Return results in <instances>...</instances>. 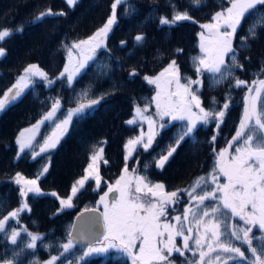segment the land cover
Returning a JSON list of instances; mask_svg holds the SVG:
<instances>
[{
  "label": "trees",
  "instance_id": "16d2710c",
  "mask_svg": "<svg viewBox=\"0 0 264 264\" xmlns=\"http://www.w3.org/2000/svg\"><path fill=\"white\" fill-rule=\"evenodd\" d=\"M113 2L78 0L75 6L70 7L64 0H0V29L23 28V31H13L12 35L0 43V47L5 50V55L0 59V97L31 64L37 65L50 79L56 81L51 86L43 82L35 83L18 100L0 111V220L20 208L23 201L28 205L16 219L8 218L0 231V264L6 261L11 264H44L53 256L59 257L56 264H129L125 257L114 250L103 255L84 257L83 260L79 259L83 247H76L73 252L63 250L62 245L69 240L75 216L95 208L100 190H93V182L88 183L73 198L72 208L61 210L59 199L51 193L56 192L59 198H66L70 194L73 183L84 174L94 151L93 146L97 149L102 147L103 158L108 161L107 164L102 161L99 167L102 183H112L121 176L126 163L125 145L129 139L139 135V130L129 126L127 121L137 107L152 108L155 90L144 77L158 75L172 60H176L181 78L188 76L197 79L193 58L203 56L198 34L204 32V29L200 25L210 23L212 16L227 8L229 2L201 0L197 5L192 0H125L117 8V22L108 34L106 48L97 53L71 85L65 79H57L68 52L64 46L87 39L103 27L111 14ZM49 8L53 12H64L65 15H50L33 22L40 12ZM174 11H187L192 19L177 22L171 27L161 26L160 18L171 19ZM261 17H264L262 7L250 12L233 41L243 69L231 71L235 77L246 81V85L235 87L234 79L229 78L210 89L211 74L205 71L199 77L203 85L199 87L198 95L206 110L213 97L218 103L211 107L217 110H221L224 103L229 104L218 133L215 121L207 125L199 124L193 134L196 142L186 138L164 168L159 169L156 160L161 154H167L169 146L175 145L185 125L173 122L157 135L151 148L147 151L140 148L127 160L128 170L135 169L137 175L145 177L150 183L163 184L166 192L187 190L181 192L184 200L188 198L187 192L192 190L199 177L207 180V186L202 184L201 188L215 187L210 174L216 153L228 146L238 130L246 104L245 97L249 95L248 89L260 88L259 81L264 80V28L260 26ZM252 25L257 26V38L248 40L250 47L240 48L239 38ZM137 35H142L144 40L138 43L135 40ZM121 41L125 43L122 45ZM178 49H182V52H178ZM225 62L229 63L228 57H225ZM133 70L137 75L130 76ZM196 86L193 85V88ZM85 91L91 99H99L101 96L103 99L88 110L83 118H72L68 132L55 148L38 157H33L34 150L20 152L16 141L21 130L41 120L51 110L56 99L61 102L57 111L58 118L64 119L69 109L77 107L78 103L89 102L87 98L80 99ZM251 95L255 96V91ZM262 108L264 88L257 100L258 111ZM213 135L217 136L215 142L211 141ZM43 138L41 136L39 141ZM236 146L238 144L234 143L233 149ZM44 166L48 167V171L41 174ZM16 173L27 179H36L43 194L31 193L23 199L15 183ZM213 203L205 201L208 206ZM194 208L196 211V205ZM232 225L248 226L232 218L229 213L222 227L227 233L222 239L240 247L245 252V258L237 256L229 260L228 264H252L255 257L249 245L243 239L237 240L231 235ZM14 231L19 233L15 243L12 240ZM31 235L39 236V239L35 247L30 248ZM249 237L252 240L251 247L256 248L259 255L264 250V232L252 226ZM204 250L207 251V248ZM218 253L219 250L209 253L205 257V264L209 260L215 264ZM229 255L232 254H221V260ZM183 258L179 255L177 258L176 255L172 257L177 264Z\"/></svg>",
  "mask_w": 264,
  "mask_h": 264
},
{
  "label": "snow or ice",
  "instance_id": "6c2138e0",
  "mask_svg": "<svg viewBox=\"0 0 264 264\" xmlns=\"http://www.w3.org/2000/svg\"><path fill=\"white\" fill-rule=\"evenodd\" d=\"M125 0H114L111 4V14L103 27L99 28L95 33L87 39L73 42V44L65 45L69 53L71 62L72 51L79 50V55L83 59L79 60L73 67L65 66L63 72L60 73L57 79L64 78L66 75L67 82L71 85L74 77L81 69L85 67L87 61L92 60L96 50L106 48V40L112 26L117 22V8L123 4ZM230 6L222 11L216 12L212 16V22L201 24L202 29L207 30V37L204 32L199 33L200 51L203 56L193 58L197 79L184 76L186 83L181 84L180 68L176 60H172L169 65L163 69L156 77L145 76L144 79L149 84H155L158 91L153 98L156 101V115L163 120L165 116L171 117L173 121H186L182 134L177 137L175 145L169 146L167 154H161L156 160V167L163 169L169 158L173 156L181 142L186 138H192L195 143L194 130L198 124L207 125L212 121L216 122L217 133L220 124L224 122L226 112L229 109V104L224 103L221 110H217L211 105L217 102L215 97L210 101V107L206 110L202 106V101L198 92L200 88H193L192 85H203V81L199 78L205 71L211 74L209 77V88L219 86L226 79H234L235 87H241L247 84L246 81L235 77L232 69H243V65L238 60V49L233 47V41L237 37L238 30L242 27V22L246 16L255 11L258 7L264 8V0H228ZM78 0H66V4L70 7L75 6ZM192 3L199 5L201 0H192ZM50 15H65L64 12H53L51 8L40 12L34 21L42 20ZM187 11H174L171 19L161 17L159 23L161 26H169L180 21L191 20ZM260 26L264 28V17L260 19ZM13 31H23V28L17 29H0V42L12 35ZM258 36L257 26L249 27L244 36L239 38V47H250L247 43L249 39H256ZM135 40L139 43L144 40L142 35H137ZM125 42L121 41L123 45ZM182 52V49H178ZM5 55L4 48L0 47V57ZM225 57L229 58V63L225 62ZM264 71V69H262ZM137 75L133 70L130 76ZM40 77L43 81L51 86L56 81L50 79L46 72L41 70L37 65L31 64L24 69V74L10 88H8L3 96L0 97V111L12 102L16 101L30 84L33 77ZM255 83V82H254ZM260 88H249V95L245 97V108L243 117L240 121L239 128L232 140L228 142V146L216 153V161L213 166V171L210 174L212 183L215 187L210 189L201 188L203 184L207 186L205 177H199L191 191L188 192L190 201L196 202V211L192 207H186L182 217L176 216L173 219L175 224L161 222V218L167 214L169 204L179 201V193L187 190H176L165 192L163 184H151L146 182L143 176L135 177V187L133 188L132 180L127 178L128 173L127 160L134 151V146L142 145L147 151L152 147L156 133L152 130V125L155 123L150 116H144L143 113L147 108H136V113L144 120L148 121L149 134L147 139H144V133L129 139L125 148L128 150L125 156V167L123 173L118 180L116 186L108 185V191L100 197L99 204L104 206L103 212L95 218V231L97 233L92 239L87 240V251L79 258L83 260L92 254L106 253L109 249H117L127 254L132 264H172L169 257L175 252L183 256V249H189L190 236L185 235V230L188 233L193 232V227L189 226L185 229L184 222L195 224L197 235L195 237V245L200 251L199 264H205V257L209 253H219L215 256V264H228L229 260L235 259L237 256L245 258V252L240 247L233 245L230 241L222 239L227 233L222 230L224 226V218L230 216L232 218L239 217L246 225L257 226L264 230V108L258 111L257 100L261 89L264 88V80L259 81ZM175 86V91H171L172 86ZM255 91L256 95L251 93ZM175 97V99L173 98ZM88 99V103H78L77 107L69 109L67 115L59 123L55 124V130L52 135L44 140L40 145L39 152L34 153L39 156L41 153H46L49 149L55 148L60 142L61 136L68 132V128L72 123L74 116L83 118L87 111L95 107L103 99H91L88 97L87 91L81 94L80 99ZM61 107L59 99L54 100L51 110L43 116L31 128L24 129L19 133V138L16 143L19 145L20 152H24L26 148H32V141L35 140V133L39 130L41 124L52 120L56 116L57 111ZM198 109V112L193 109ZM128 124H135L136 118L127 121ZM165 125L161 124L163 128ZM247 130V131H246ZM259 133V134H257ZM26 134H28L26 136ZM217 136L213 135L211 141L215 142ZM237 143L234 155H229V149L233 147V143ZM93 154L90 157V163L84 170L82 178L76 180L71 186L70 194L66 198H59L56 192L51 195L59 199L61 210L74 207L73 198L77 197L85 189V185L90 180H95L96 189L101 185L102 177L99 172V162L103 161L107 164L108 161L103 158V148L93 146ZM215 152V149H214ZM48 167L44 166L42 173H47ZM135 171V169H133ZM218 176L226 179L225 183L218 181ZM15 182L22 184L20 190L22 197L28 193L41 195L40 188L37 186V180L25 179L20 173H16ZM200 189L197 192V189ZM147 190L144 196L139 195L144 190ZM109 193H116L112 197L111 203L106 202ZM150 194V197H149ZM152 198H156L155 200ZM205 201L215 202L211 206L205 205ZM204 205L203 208L200 206ZM28 207L27 203H22L21 207L9 213V216L16 217L20 211ZM227 210V211H225ZM93 211H97L94 209ZM191 215L192 220L189 221ZM9 217L0 220V230H3L5 222ZM207 218V219H205ZM200 227H203V233L199 232ZM252 232V227H239L238 225L231 226V235L237 240L243 239L250 247V250L255 257L252 264H264V250L257 255L256 248L251 247L252 240L249 233ZM241 233L243 234L241 237ZM18 233H12L13 243L16 241ZM166 235V239H165ZM176 237H183L182 247L177 246ZM39 239L37 236H32L33 243L28 247H35V241ZM78 239H87L81 236ZM99 244V246H96ZM73 246V240L69 239L63 244L64 252L69 251ZM205 246L207 251L204 250ZM232 254L221 260V254ZM58 260L57 256L51 257L46 264H55ZM5 264H11L6 261ZM71 264V262H70ZM195 264V262H193ZM208 264H214L212 260Z\"/></svg>",
  "mask_w": 264,
  "mask_h": 264
},
{
  "label": "rangeland",
  "instance_id": "374dc122",
  "mask_svg": "<svg viewBox=\"0 0 264 264\" xmlns=\"http://www.w3.org/2000/svg\"><path fill=\"white\" fill-rule=\"evenodd\" d=\"M65 2H66V0H64ZM230 6V4L228 5V7ZM212 22V21H211ZM204 34H205V37H207V35H208V33H207V30H205L204 29ZM1 43V42H0ZM103 49H105V48H100V49H97L96 50V53H95V56L97 55V53L99 52V51H101V50H103ZM204 55V54H203ZM95 56H94V58L92 59V60H89V61H87V63L85 64V67L83 68V69H81L80 70V72L79 73H77L76 74V76L74 77V79H73V81H72V83L85 71V68L95 59ZM2 57H0V59H1ZM81 59H83V57L82 56H80L79 55V50L78 49H75V50H73L72 51V55H71V62H70V60H69V53L67 52V55H66V58H65V62H64V65H63V68H62V72H63V70H64V68H65V66L66 65H68L70 68L71 67H73V66H75L76 64H77V62L79 61V60H81ZM42 70V69H41ZM24 74V71H22V74L21 75H23ZM157 76V75H156ZM156 76H154V77H156ZM153 77V78H154ZM19 79V78H18ZM17 79V80H18ZM33 79V83L32 84H30L27 88H25L24 89V91L22 92V94L25 92V91H27L29 88H31L35 83H38V82H43V83H45L46 85H47V83L45 82V81H43L42 80V78H40V77H33L32 78ZM62 79H65L66 81H67V79H66V75H65V77L64 78H62ZM147 82V81H146ZM181 84H184V83H186V81L183 79V78H181ZM16 83V82H15ZM71 83V84H72ZM69 84V83H68ZM147 84L149 85V86H151V87H153V89L155 90L154 92H155V94H154V96H153V98L156 96V93H157V91H158V89H157V87H156V85L155 84H149L148 82H147ZM192 87H193V85H192ZM200 86L199 85H197L196 86V88H199ZM195 89V88H194ZM171 91H175V86L173 85L172 86V88L170 89ZM21 94V95H22ZM21 97V96H20ZM19 97V98H20ZM19 98H17V100L19 99ZM174 99H175V97H173ZM153 103H152V108L151 109H149V108H147V111L146 112H144L143 113V115L144 116H150L152 119H153V121H155V123H153V125H152V130L156 133V135H155V138H154V140H153V143H154V141H155V139H156V137H157V135L163 130V129H165L166 127H168L170 124H172L173 122H179V123H185L186 124V121H180V120H176V121H173L172 119H171V117H169V116H165L164 118H163V120H161L157 115H156V111H157V108H156V101L153 99V101H152ZM193 111H195V112H198L199 110L198 109H193ZM75 117V116H74ZM136 118V123L135 124H128L129 126H134V127H136L138 130H139V135L138 136H140L141 135V132H143L144 133V139L146 140L147 139V136H148V134H149V124H148V121L147 120H144L141 116H138L137 115V113H136V110H135V112H134V115L129 119V120H131V119H133V118ZM60 120H63V119H59L58 118V112L56 113V116L55 117H53V119L52 120H49V121H46L44 124H41L40 125V127H39V130L35 133V140L34 141H32V144H33V147L32 148H26L25 150H31V152H32V150H34L35 152H32L33 153V157H34V153H36V152H39V148H40V145H42L43 143H44V140L47 138V137H49V136H51L52 135V133H53V131L55 130V124L56 123H59L60 122ZM128 120V121H129ZM52 122H54L53 124H52ZM45 124H47V126H45ZM161 124H164L165 126L163 127V128H161L160 127V125ZM199 125V124H198ZM197 125V126H198ZM32 126H30V127H27V128H25V129H28V128H31ZM24 130V129H23ZM22 131V130H21ZM20 131V132H21ZM19 132V133H20ZM28 134H26V136H27ZM41 136H43L44 138L42 139V141H39V139H40V137ZM64 136V135H63ZM63 136H61V138L63 137ZM137 136V137H138ZM19 138V134H18V136H17V139ZM61 138H60V140H61ZM235 143V142H234ZM233 143V144H234ZM18 145V144H17ZM18 147H19V145H18ZM140 148H142L143 149V147H142V145H136V146H134V151H132V154H131V156H129V158L130 157H133V155L136 153V151L137 150H139ZM24 150V151H25ZM128 153V150L126 149V154ZM42 154V153H41ZM40 154V155H41ZM235 154V151H234V149H233V147L231 148V149H229V155L231 156V155H234ZM35 157H38V156H35ZM128 158V159H129ZM89 163H90V161H89ZM88 163V164H89ZM102 163V161H100L99 162V167H100V164ZM87 164V165H88ZM87 167V166H86ZM160 169V168H159ZM122 174H124V173H122ZM121 174V175H122ZM84 175V174H83ZM126 176H127V178H129V179H131L132 180V184H133V188L135 187V183H136V181H135V177H137V176H139V175H137L136 173H135V171H133V170H129L128 171V173L126 174ZM83 177V176H82ZM81 177V178H82ZM120 178V177H119ZM118 178V179H119ZM25 179H27V178H25ZM118 179H116V180H118ZM220 179L222 180L220 183H225L226 182V179L225 178H223V177H219L218 176V181H220ZM28 180H32V179H28ZM116 180L114 181V182H112V183H102V181H101V185H100V187H99V189H97V190H100L99 191V198H98V200H97V202H96V204H95V208L96 209H98V210H100L101 212H103V210H104V206L102 205V204H99L98 203V201L100 200V197L101 196H103L104 195V193L105 192H107L108 191V185L109 184H111L113 187H115L116 186V184H115V182H116ZM90 182H93L94 183V189H96V185H95V180L94 179H92V180H90L89 182H87L86 183V185L88 184V183H90ZM146 182H148L147 180H146ZM16 183V182H15ZM17 184V183H16ZM151 184H153V183H151ZM18 185V187H19V190H21V188L23 187V185L22 184H17ZM86 185H85V187H86ZM165 191V190H164ZM147 192V190L145 189L144 190V192H141L139 195H141V196H144L145 195V193ZM166 192V191H165ZM188 193V192H187ZM28 194H31V193H28ZM27 194V195H28ZM33 194V193H32ZM114 195H118V194H116V193H109V196L106 198V202L107 203H111V200H112V197L114 196ZM26 196H24V197H22L23 199L25 198ZM149 197H150V194H149ZM188 198V200L187 199H185L184 200V196H183V194L180 192L179 193V201L177 202V203H173V204H169L168 205V207H167V214H166V216L165 217H162L161 218V222L163 223V222H167V223H173V224H175L176 223V221L173 219L174 217H176V216H181L182 217V214H183V212H184V210H185V208L186 207H192V209H193V211H194V207H195V205H196V202L195 201H190V198H189V196H187ZM75 198V197H74ZM151 198V197H150ZM152 199H156V198H152ZM22 203H24V201L22 202ZM21 203V204H22ZM28 208V207H27ZM26 208V209H27ZM26 209H24V210H22V211H20L19 212V214L20 213H22V212H24ZM18 214V215H19ZM17 215V216H18ZM16 216V217H17ZM16 217H11V216H9V219L11 218L12 220L13 219H16ZM238 221H240L242 224H245L243 221H241L240 219H239V217H235ZM192 220V217H191V215L189 216V221H191ZM6 223V222H5ZM184 225H185V229H187V227H189V226H191V227H193V232H191V233H188L186 230H185V235H188V236H190L191 237V239L189 240V245H190V247H189V249H183V253H184V258H185V260H184V258L179 254V253H173L170 257H169V259L172 261V264H177V263H175L174 262V260L172 259V257L174 256V255H176V258H177V255H179L181 258H183L182 260H181V263L180 264H193V262H195V264H199V261H200V251L197 249V247H196V245H195V237H196V235H197V230H196V226H195V224L193 223V224H189V222L188 221H185L184 222ZM246 225V224H245ZM246 226H248V227H252V226H250V225H246ZM257 227H258V225H257ZM259 228V227H258ZM260 229V228H259ZM261 230V229H260ZM1 231V230H0ZM263 232H264V230H262ZM199 232L200 233H203V227H200V229H199ZM19 234V233H18ZM32 236L33 235H31V243H33V241H32ZM34 236H36V235H34ZM37 237H39V236H37ZM165 239H166V235H165ZM38 240V239H37ZM36 240V241H37ZM35 241V242H36ZM34 242V243H35ZM176 244H177V246H180V247H182V244H183V237H176ZM96 246H99V244H97ZM206 247V246H205ZM75 248L76 247H74V245L72 246V248H70L69 249V251H67V252H73L74 250H75ZM207 248V247H206ZM88 249H87V247H83V249L81 250V253H82V255H83V252H85V251H87ZM112 250H114V251H118L117 249H109V251H112ZM108 251V252H109ZM108 252H106V253H108ZM123 257H125V259H127L128 260V262H129V264H132V260H131V258L127 255V254H125V253H123V252H121V251H118ZM187 252V253H186ZM106 253H99V254H92V255H90V256H97V255H103V254H106ZM185 253L186 254H189L188 256H186L185 255ZM90 256H88V257H90ZM58 259H59V257H58ZM58 261V260H57ZM56 261V262H57ZM56 262H55V264H56ZM44 264H46V262L44 263Z\"/></svg>",
  "mask_w": 264,
  "mask_h": 264
},
{
  "label": "water",
  "instance_id": "95a60500",
  "mask_svg": "<svg viewBox=\"0 0 264 264\" xmlns=\"http://www.w3.org/2000/svg\"><path fill=\"white\" fill-rule=\"evenodd\" d=\"M93 209L84 210L77 214L74 218L69 239L73 240V244L87 247V240L92 239L97 235L95 231V218L101 213L100 210ZM81 236L87 239H78Z\"/></svg>",
  "mask_w": 264,
  "mask_h": 264
}]
</instances>
